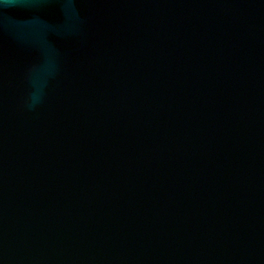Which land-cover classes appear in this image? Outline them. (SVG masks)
<instances>
[{
	"label": "water",
	"instance_id": "95a60500",
	"mask_svg": "<svg viewBox=\"0 0 264 264\" xmlns=\"http://www.w3.org/2000/svg\"><path fill=\"white\" fill-rule=\"evenodd\" d=\"M0 264H264V0H0Z\"/></svg>",
	"mask_w": 264,
	"mask_h": 264
}]
</instances>
